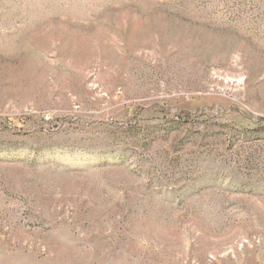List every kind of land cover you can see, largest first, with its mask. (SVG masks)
Masks as SVG:
<instances>
[{"label":"rangeland","instance_id":"obj_1","mask_svg":"<svg viewBox=\"0 0 264 264\" xmlns=\"http://www.w3.org/2000/svg\"><path fill=\"white\" fill-rule=\"evenodd\" d=\"M264 0H0V264H264Z\"/></svg>","mask_w":264,"mask_h":264},{"label":"trees","instance_id":"obj_2","mask_svg":"<svg viewBox=\"0 0 264 264\" xmlns=\"http://www.w3.org/2000/svg\"><path fill=\"white\" fill-rule=\"evenodd\" d=\"M264 126V125H263Z\"/></svg>","mask_w":264,"mask_h":264}]
</instances>
